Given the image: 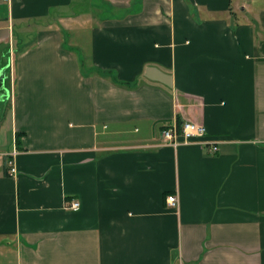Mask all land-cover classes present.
I'll use <instances>...</instances> for the list:
<instances>
[{"label":"crops","instance_id":"0c3cea01","mask_svg":"<svg viewBox=\"0 0 264 264\" xmlns=\"http://www.w3.org/2000/svg\"><path fill=\"white\" fill-rule=\"evenodd\" d=\"M0 264H264V0H0Z\"/></svg>","mask_w":264,"mask_h":264},{"label":"built area","instance_id":"2783aa9c","mask_svg":"<svg viewBox=\"0 0 264 264\" xmlns=\"http://www.w3.org/2000/svg\"><path fill=\"white\" fill-rule=\"evenodd\" d=\"M11 62H12V58L10 57L8 67L10 66ZM9 71L11 75L12 74L11 69ZM205 133H206L205 127L202 124L193 121H184L180 124V126H178V124L173 120L162 127V138L164 142H169L173 144L177 143V138L179 136L183 138V141L187 142L189 140L191 141L194 138H202L205 135ZM207 144H209L207 141H200V145L206 146ZM216 150H217L216 145L209 144L208 151L211 154L215 153ZM15 155L16 152L14 151L11 155L7 157L6 171L8 175H14L16 173L15 158H14ZM165 202L169 208L176 209L178 206L177 195L175 193L168 194L165 197ZM67 208L72 210H77L79 208L78 201L76 200L71 201L67 205Z\"/></svg>","mask_w":264,"mask_h":264},{"label":"rangeland","instance_id":"374dc122","mask_svg":"<svg viewBox=\"0 0 264 264\" xmlns=\"http://www.w3.org/2000/svg\"><path fill=\"white\" fill-rule=\"evenodd\" d=\"M11 79H12V78H11ZM12 82H13V79H12V81L10 82V85H9V92H10V91L12 92V91H13V88H14V82H13V83H12ZM9 94H10V93H9ZM13 152H14V151H13ZM13 152H12V153H13ZM12 153H11V154H12ZM11 154H10V155H11ZM14 158H15V157H14Z\"/></svg>","mask_w":264,"mask_h":264}]
</instances>
